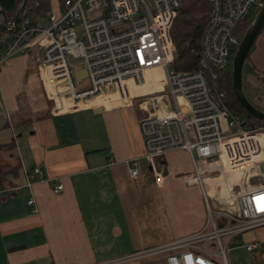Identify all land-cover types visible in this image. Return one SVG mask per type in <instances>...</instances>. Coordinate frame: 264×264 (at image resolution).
<instances>
[{"label":"crops","instance_id":"0c3cea01","mask_svg":"<svg viewBox=\"0 0 264 264\" xmlns=\"http://www.w3.org/2000/svg\"><path fill=\"white\" fill-rule=\"evenodd\" d=\"M39 67L35 47L0 63V264H149L131 255L196 233L197 245L222 264H264V224L220 234L218 254L202 190L185 181L187 151L156 158L154 180L141 158L139 100L101 91L55 110ZM243 73L249 86L264 74V24ZM134 156L138 172L130 177L125 160ZM218 179L226 188L230 178ZM253 241L260 246L247 249Z\"/></svg>","mask_w":264,"mask_h":264},{"label":"built area","instance_id":"2783aa9c","mask_svg":"<svg viewBox=\"0 0 264 264\" xmlns=\"http://www.w3.org/2000/svg\"><path fill=\"white\" fill-rule=\"evenodd\" d=\"M182 1L57 0L45 12V25L28 18L20 22L3 41L0 63L35 47L40 72L49 84L46 94L55 110L101 91H109L123 103L139 100L145 110L138 123L144 145L141 158L158 182L161 174L155 159L171 149L187 151L192 171L185 181L197 183L202 190L212 227L209 234L215 236L223 258L220 234L264 224V179L243 184L250 174L263 177L264 124L247 125L229 109L224 91L212 88L208 79L227 68L240 39L238 21L250 9H258L263 0H207L197 66L177 69L171 66L170 26ZM69 56L81 57L82 65H72ZM80 69L85 73L76 79L74 72ZM147 71H151L152 87L138 91ZM138 159L125 160L130 177L137 175ZM235 170L237 178L232 177L224 189L218 178ZM32 172L41 170L35 166ZM216 217L221 219L218 224ZM200 238L199 233L179 237L145 247L131 257L162 253L164 264H222L208 255L204 245H197ZM259 246L257 241L245 245L247 249Z\"/></svg>","mask_w":264,"mask_h":264},{"label":"trees","instance_id":"16d2710c","mask_svg":"<svg viewBox=\"0 0 264 264\" xmlns=\"http://www.w3.org/2000/svg\"><path fill=\"white\" fill-rule=\"evenodd\" d=\"M21 1L22 0H0V8L3 10L6 16L8 26H11L12 18L16 13ZM52 2H55L56 4L57 0H26L22 11L18 15L16 27H18L20 22L25 18H28L32 23L35 22L44 14L45 10L52 6ZM208 8L209 6L207 0L182 1L170 26V36L174 45V60L171 64L173 68L192 69L197 66L199 39L202 28L207 20ZM255 12L256 10H254L251 14L248 13L245 17L238 21L236 31L238 32L239 37L242 36L246 27L253 19ZM263 24L264 22L262 25ZM14 29L3 35L5 31L0 27V49L3 46V41L12 34ZM232 53L230 55L229 61L232 59ZM246 58L247 55L242 64L241 74H243V71L246 67ZM208 80L212 88L218 87L224 91V98L229 109L232 112L239 114L245 120L247 125L256 126L264 124V119L256 118L250 115L235 99V96L231 92L230 68L218 71L216 78L209 77ZM254 105L260 109H264L263 107H259L256 104Z\"/></svg>","mask_w":264,"mask_h":264},{"label":"water","instance_id":"95a60500","mask_svg":"<svg viewBox=\"0 0 264 264\" xmlns=\"http://www.w3.org/2000/svg\"><path fill=\"white\" fill-rule=\"evenodd\" d=\"M26 0H22L16 13L14 14L11 26H7L6 16L3 10L0 8L1 20L0 27L6 31H12L17 24V19L19 13L22 11ZM264 22V0L261 6L256 10L253 19L246 27L244 33L239 39V42L236 48L233 51L232 59H231V92L235 96L237 102L248 112L250 115L256 118L264 119V109H260L256 107L253 103H251L246 95L244 94L242 88V64L247 55L249 47L257 34L260 26ZM85 71L83 69L77 70L74 72V76L78 79L80 76L84 75ZM263 178H264V162L260 164Z\"/></svg>","mask_w":264,"mask_h":264},{"label":"rangeland","instance_id":"374dc122","mask_svg":"<svg viewBox=\"0 0 264 264\" xmlns=\"http://www.w3.org/2000/svg\"><path fill=\"white\" fill-rule=\"evenodd\" d=\"M257 10V9H256ZM254 11V9H250L248 11L249 14H251L252 12ZM45 12L46 10L44 11V14L38 18V20L42 23V25H45L47 23V19H46V16H45ZM174 20V19H173ZM238 33V32H237ZM239 35V34H238ZM69 59V62L72 64V65H75V64H78L79 66L82 65L81 63V57H71L69 56L68 57ZM231 69V61L228 62L227 64V69ZM260 78H257V81L254 82L251 86H249L247 84V81H246V73H243L242 74V82H243V90L245 92V95L247 96V98L254 104H256L257 106L259 107H263L264 108V82H263V77H264V74L263 76H261L260 74L258 75ZM86 80V79H84ZM150 82L151 80L149 81V86L148 87H143V89H150L149 87L151 86L150 85ZM159 82H164L163 79H159ZM155 83V82H154ZM158 83V82H156ZM142 87L138 90L141 91ZM129 90L131 91L132 90V87H129ZM223 177L225 176L226 178H230V180L232 179V177L234 176L233 174L231 175H226V174H223L222 175ZM264 178L263 177H257L256 175L254 174H250L246 180L243 182V184L245 183H257V182H260L262 181ZM242 184V182H241ZM221 185L223 186V188L225 189L224 187V184L221 183ZM243 186V185H242ZM206 187V186H205ZM236 188H234L235 190ZM213 201V199H212ZM209 202L212 204L211 200L209 199ZM212 208V207H211ZM214 210V208H212ZM219 218H217L218 220ZM162 253H159V254H150V255H147L145 256V261L146 263H149V264H152V262H154L153 264H162V261L157 258L159 256H161ZM155 258L159 259V260H156Z\"/></svg>","mask_w":264,"mask_h":264},{"label":"bare ground","instance_id":"6f19581e","mask_svg":"<svg viewBox=\"0 0 264 264\" xmlns=\"http://www.w3.org/2000/svg\"><path fill=\"white\" fill-rule=\"evenodd\" d=\"M150 74H151V71H147V72H145V79H146V81L140 86V88L142 87L141 91L146 90V89H143L144 86H145V87H148V86H149V81H150V79H151ZM156 82H157V81H156ZM129 83H130V82H129ZM129 83H128V87H132V86H131L132 84H129ZM157 84H158V83H157ZM150 85H151L150 87H152V83H151V82H150ZM145 87H144V88H145ZM150 87H149V88H150ZM140 88H139V89H140ZM138 91H140V90H138ZM83 100H84V99H83ZM80 101H81V100H80ZM80 101H79V102H80ZM205 178H207V177H205ZM205 178H204V180H205ZM263 195H264V194H263ZM263 202H264V200H263Z\"/></svg>","mask_w":264,"mask_h":264}]
</instances>
